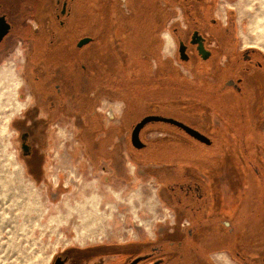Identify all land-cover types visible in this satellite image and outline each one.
I'll return each mask as SVG.
<instances>
[{
	"label": "flooded vegetation",
	"instance_id": "obj_1",
	"mask_svg": "<svg viewBox=\"0 0 264 264\" xmlns=\"http://www.w3.org/2000/svg\"><path fill=\"white\" fill-rule=\"evenodd\" d=\"M169 1L181 15L171 30L177 61L185 70L182 74L199 84V98L186 103L197 108L155 104L152 112L132 121L126 117L131 108L125 104L126 89L119 85L123 70L131 64L129 57L128 65L125 60L128 55L111 49L115 44L111 38L78 48L81 39L72 38L68 0H57L54 17L50 1L37 9L22 5L18 34H13L10 14L0 6V17L11 25L0 41V61L11 53L15 41L25 46L21 73L26 106L13 124L25 171L37 182L46 180L50 130L71 123L77 128L75 137L83 156L94 167L106 162L123 174L127 155L147 169L159 184V197L169 213L166 228L154 241L62 251L54 264H135L138 259L136 264H218L217 256L222 254L231 262L259 264L251 252L254 242L247 235L251 231L239 235L237 221L243 213L264 228V53L252 46L240 47L232 11L225 12V19L216 14L224 0ZM181 43L186 47L184 60ZM154 60L152 76L158 79L160 63ZM163 62L162 71L167 73L173 62L168 58ZM107 99H121L127 108L110 128L100 108ZM146 116L174 119L205 138L156 122L139 134L145 146L135 147L132 132ZM111 131L117 140L107 149L113 157L109 162L101 151L94 152L91 141L94 135V141H99ZM121 144L126 155L118 151ZM240 238L247 240L245 248L239 245ZM262 260L264 264V256Z\"/></svg>",
	"mask_w": 264,
	"mask_h": 264
},
{
	"label": "rangeland",
	"instance_id": "obj_2",
	"mask_svg": "<svg viewBox=\"0 0 264 264\" xmlns=\"http://www.w3.org/2000/svg\"><path fill=\"white\" fill-rule=\"evenodd\" d=\"M49 1L54 17L57 0H0V6L2 12L10 14L15 27L13 34H18L21 30L17 15L22 12V5L37 9ZM68 1L73 39L90 37L96 46L110 36L115 43L110 48L121 49L120 54L128 55L125 60L129 57L131 64L127 60L125 76L119 80V85L126 89L125 104L128 107L131 104L125 113L127 119L132 121L152 112L155 104L197 108L186 101L199 98V84L182 74L185 70L176 58L177 41L171 30L178 25L176 21L181 15L174 4L169 5L172 3L166 0ZM158 6L167 9L170 16L158 14L155 11ZM226 11H232L240 47L252 46L264 53V0L221 1L216 14L225 19ZM132 45L140 46L137 50L150 46L146 53L158 52L162 74L158 79L152 76L156 63L153 64L150 55L140 58L141 63L133 61ZM24 47V43L15 41L11 53L0 61V264H54L62 251L157 239L159 231L166 228L169 215L159 197V184L147 169L130 161L122 144L118 151L125 152L127 157L123 174L114 164L110 167L106 162L94 167L82 154V145L75 137L76 126L69 123L50 130L43 171L46 180L42 177L37 182L25 171L19 133L13 126L26 106V86L21 73ZM164 58L173 62L167 73L162 71L166 69ZM122 102L103 101L100 108L105 124L111 118L109 125L119 122ZM111 157L107 159L109 162ZM237 227L242 236L251 231L247 235L254 242L253 260L262 264L264 228L243 213ZM239 245L245 248L247 240L240 238ZM217 257L218 264H241L226 260L223 254Z\"/></svg>",
	"mask_w": 264,
	"mask_h": 264
},
{
	"label": "water",
	"instance_id": "obj_3",
	"mask_svg": "<svg viewBox=\"0 0 264 264\" xmlns=\"http://www.w3.org/2000/svg\"><path fill=\"white\" fill-rule=\"evenodd\" d=\"M65 6L64 5V9H63V13L65 12ZM11 29V25L6 21V18L4 16L0 17V41L9 33ZM93 41L92 38L90 37H85L82 38L79 42H78V48H82L83 46L88 45L89 43H91ZM194 43V42H193ZM197 43V42H196ZM180 55L182 57V59L184 60V56H185V46L183 43L180 44ZM200 51H202V47L199 48ZM156 122H164V123H169L172 125H177L182 127L188 134L192 135L193 137L199 139V140H203L202 138H205L204 136H202L201 134H199V132L191 129L188 126H185L179 122H177L174 119L171 118H165V117H161V116H146L145 118H143L134 128L133 132H132V143L135 147L138 148H142L144 147V143H142L141 139H140V132L141 130L148 124L151 123H156ZM204 142V141H203ZM141 259L136 260L134 263L136 264L137 262H139Z\"/></svg>",
	"mask_w": 264,
	"mask_h": 264
},
{
	"label": "trees",
	"instance_id": "obj_4",
	"mask_svg": "<svg viewBox=\"0 0 264 264\" xmlns=\"http://www.w3.org/2000/svg\"><path fill=\"white\" fill-rule=\"evenodd\" d=\"M168 2H170L169 0H168ZM167 2V3H168ZM170 3H172V2H170ZM169 4V3H168ZM174 3H172V4H169V5H173ZM175 5V4H174ZM155 11L156 12H158V14L159 13H166V15H167V17H169L170 15H169V13H167V9H162L161 7H156L155 8ZM127 18V17H126ZM106 35H108V32H106ZM132 47H133V53H131V56H132V59H133V61L134 60H138V61H140L141 62V59L140 58H142V57H145V58H147V56H151L152 57V59H156L157 61L159 60V56H158V52L156 51V50H154V51H152V52H150V53H146L147 52V50L149 49L148 47H150V46H148L147 47V49H144V48H146V47H144L142 50H137V47H140V46H136V45H132ZM149 51V50H148ZM96 136L94 135V137H93V141H91V144H93L94 146V152L95 151H101L104 155H105V157L106 158H109V156L111 155V152H107V147L108 146H110V145H112L113 144V142H114V132L113 131H111L110 133H109V135L106 137V138H103L99 143H96L95 141H94V138H95ZM107 152V153H106ZM125 178L127 179V178H129V175L126 173V175H125Z\"/></svg>",
	"mask_w": 264,
	"mask_h": 264
},
{
	"label": "crops",
	"instance_id": "obj_5",
	"mask_svg": "<svg viewBox=\"0 0 264 264\" xmlns=\"http://www.w3.org/2000/svg\"><path fill=\"white\" fill-rule=\"evenodd\" d=\"M166 2H168V0H166ZM172 10V9H171ZM110 38V36L108 37V39ZM130 40V39H129ZM152 60V62H153V64H154V62H155V60L154 59H151ZM156 63V62H155ZM157 65V64H156ZM156 65H155V67H156ZM122 105L121 106H123L122 108H123V110H122V113H123V111H124V107H125V105H124V103L122 102L121 103ZM110 119V118H109ZM111 120V119H110ZM110 120H109V123H106L105 124V126H106V128H110L112 125H109L111 122H110ZM114 120V119H113ZM115 138H116V135L114 134V141H115ZM103 139V138H102ZM102 139H100L99 141H95L96 143H99ZM115 143L113 142V144L112 145H110V146H108L107 147V149H110L113 145H114ZM109 151V150H108Z\"/></svg>",
	"mask_w": 264,
	"mask_h": 264
},
{
	"label": "built area",
	"instance_id": "obj_6",
	"mask_svg": "<svg viewBox=\"0 0 264 264\" xmlns=\"http://www.w3.org/2000/svg\"><path fill=\"white\" fill-rule=\"evenodd\" d=\"M109 112H110V111H109ZM109 112H107V113H106L107 117H109V116H110V113H109Z\"/></svg>",
	"mask_w": 264,
	"mask_h": 264
}]
</instances>
